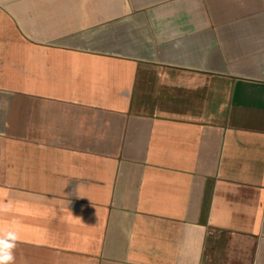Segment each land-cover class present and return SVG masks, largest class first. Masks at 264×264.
Instances as JSON below:
<instances>
[{
  "label": "crops",
  "instance_id": "1",
  "mask_svg": "<svg viewBox=\"0 0 264 264\" xmlns=\"http://www.w3.org/2000/svg\"><path fill=\"white\" fill-rule=\"evenodd\" d=\"M14 264H264V0H0V235Z\"/></svg>",
  "mask_w": 264,
  "mask_h": 264
},
{
  "label": "clouds",
  "instance_id": "2",
  "mask_svg": "<svg viewBox=\"0 0 264 264\" xmlns=\"http://www.w3.org/2000/svg\"><path fill=\"white\" fill-rule=\"evenodd\" d=\"M20 239L15 228H9L0 235V264H14L13 250Z\"/></svg>",
  "mask_w": 264,
  "mask_h": 264
}]
</instances>
